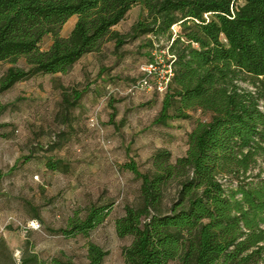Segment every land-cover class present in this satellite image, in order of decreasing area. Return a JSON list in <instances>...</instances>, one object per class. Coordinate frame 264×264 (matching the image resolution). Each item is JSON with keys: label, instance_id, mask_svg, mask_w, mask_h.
<instances>
[{"label": "trees", "instance_id": "trees-1", "mask_svg": "<svg viewBox=\"0 0 264 264\" xmlns=\"http://www.w3.org/2000/svg\"><path fill=\"white\" fill-rule=\"evenodd\" d=\"M138 5L146 14L126 40L112 29ZM73 17V30L61 37ZM47 36L53 42L42 51ZM142 38L176 58L153 125L169 128L196 111L210 118L196 121L180 158L159 149L147 173L132 160L121 166L141 183L137 201L115 222L118 237L132 242L125 263L264 264V0H0V63L15 66L1 76L0 96L35 76L69 74L107 39L118 50ZM63 96V105L76 107L82 93H73V103ZM46 167L57 171L59 163L49 159ZM111 207L93 205L59 233L88 236ZM107 255L91 244L87 264Z\"/></svg>", "mask_w": 264, "mask_h": 264}, {"label": "rangeland", "instance_id": "rangeland-1", "mask_svg": "<svg viewBox=\"0 0 264 264\" xmlns=\"http://www.w3.org/2000/svg\"><path fill=\"white\" fill-rule=\"evenodd\" d=\"M145 14L141 6L133 7L112 31L128 40ZM76 21L69 20L59 35L68 37ZM52 42L53 37H45L41 50ZM147 44L142 38L116 50L114 41L107 39L100 52L83 57L69 74L35 76L1 94L5 109L0 125L6 127L0 130V264L30 259L35 262L27 264H53L54 259L87 264L91 244L108 253L103 264H126L123 249L131 238L120 239L115 222L124 215L125 205L137 201L141 183L121 166L132 160L147 173L149 159L159 149L180 158L196 121L210 118L196 111L189 121L157 127L153 121L164 96L126 95L152 53ZM16 66L26 68L24 61ZM12 67L0 63V78ZM114 90L119 92L112 95ZM75 91L82 93L76 107L63 105V95L73 103ZM113 109L117 114L111 119ZM49 159L59 163V170L47 169ZM108 204V219L88 236L59 233L71 219L84 218L93 205Z\"/></svg>", "mask_w": 264, "mask_h": 264}, {"label": "built area", "instance_id": "built-area-1", "mask_svg": "<svg viewBox=\"0 0 264 264\" xmlns=\"http://www.w3.org/2000/svg\"><path fill=\"white\" fill-rule=\"evenodd\" d=\"M175 33V27L172 28ZM175 56L170 53L168 47L161 49L155 46L148 62L140 68V77L126 90L128 97H134L136 93L155 92L164 95L165 91L174 79ZM119 92L111 91V94Z\"/></svg>", "mask_w": 264, "mask_h": 264}]
</instances>
